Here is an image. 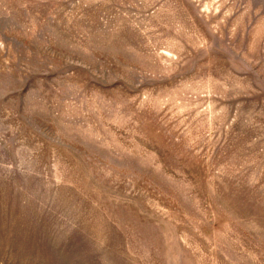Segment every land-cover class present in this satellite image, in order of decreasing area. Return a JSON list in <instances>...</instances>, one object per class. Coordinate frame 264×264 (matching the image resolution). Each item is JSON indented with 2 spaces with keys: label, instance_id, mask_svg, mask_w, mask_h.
I'll return each instance as SVG.
<instances>
[{
  "label": "rangeland",
  "instance_id": "374dc122",
  "mask_svg": "<svg viewBox=\"0 0 264 264\" xmlns=\"http://www.w3.org/2000/svg\"><path fill=\"white\" fill-rule=\"evenodd\" d=\"M0 264H264V0H0Z\"/></svg>",
  "mask_w": 264,
  "mask_h": 264
}]
</instances>
